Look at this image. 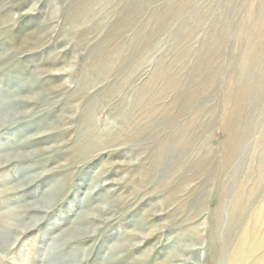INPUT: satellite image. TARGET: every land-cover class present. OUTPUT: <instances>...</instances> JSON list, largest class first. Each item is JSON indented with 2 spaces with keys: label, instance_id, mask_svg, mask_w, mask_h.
I'll use <instances>...</instances> for the list:
<instances>
[{
  "label": "rangeland",
  "instance_id": "rangeland-1",
  "mask_svg": "<svg viewBox=\"0 0 264 264\" xmlns=\"http://www.w3.org/2000/svg\"><path fill=\"white\" fill-rule=\"evenodd\" d=\"M0 264H264V0H0Z\"/></svg>",
  "mask_w": 264,
  "mask_h": 264
},
{
  "label": "bare ground",
  "instance_id": "bare-ground-1",
  "mask_svg": "<svg viewBox=\"0 0 264 264\" xmlns=\"http://www.w3.org/2000/svg\"><path fill=\"white\" fill-rule=\"evenodd\" d=\"M38 202V201H37ZM6 237V236H5ZM7 239V237L5 238V240ZM7 241H3V243H6ZM4 246V245H3ZM184 261L185 262H191V259L190 258H184Z\"/></svg>",
  "mask_w": 264,
  "mask_h": 264
}]
</instances>
